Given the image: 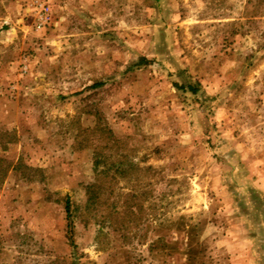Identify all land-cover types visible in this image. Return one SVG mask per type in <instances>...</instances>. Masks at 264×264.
I'll list each match as a JSON object with an SVG mask.
<instances>
[{
  "label": "rangeland",
  "instance_id": "1",
  "mask_svg": "<svg viewBox=\"0 0 264 264\" xmlns=\"http://www.w3.org/2000/svg\"><path fill=\"white\" fill-rule=\"evenodd\" d=\"M0 158V264H264V0H0Z\"/></svg>",
  "mask_w": 264,
  "mask_h": 264
},
{
  "label": "trees",
  "instance_id": "2",
  "mask_svg": "<svg viewBox=\"0 0 264 264\" xmlns=\"http://www.w3.org/2000/svg\"><path fill=\"white\" fill-rule=\"evenodd\" d=\"M180 88H184V87L181 85ZM189 88L194 93L196 92V89L193 86H189ZM107 131L111 132L110 130H107ZM111 137H113L114 140H117V138H115L113 134H111ZM0 161H2L1 158H0ZM98 169H99V163H98V161H96L95 162V170L99 175H97L98 177L94 182H91V183L86 185L87 202L91 206L96 205L97 202L99 203L98 200L103 198L102 196H104L103 185H102V183L100 184V181H101L100 179H101L102 175H100V172L98 171ZM66 211H67L68 218L70 219L72 216L70 198H67V200H66ZM71 225H72V222L70 221L69 228H71L70 232H71V240H72L73 238H72V227H71ZM189 230L191 231V229H189Z\"/></svg>",
  "mask_w": 264,
  "mask_h": 264
},
{
  "label": "built area",
  "instance_id": "3",
  "mask_svg": "<svg viewBox=\"0 0 264 264\" xmlns=\"http://www.w3.org/2000/svg\"><path fill=\"white\" fill-rule=\"evenodd\" d=\"M44 10V9H43ZM43 16H41L40 18H39V21H38V26L39 27H42L44 24H45V22H46V19H45V17H44V15H45V11H43Z\"/></svg>",
  "mask_w": 264,
  "mask_h": 264
}]
</instances>
